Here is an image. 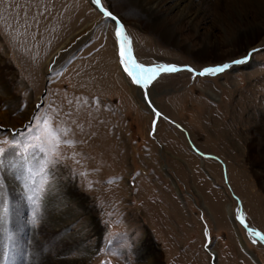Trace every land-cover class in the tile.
<instances>
[{
  "label": "rangeland",
  "instance_id": "374dc122",
  "mask_svg": "<svg viewBox=\"0 0 264 264\" xmlns=\"http://www.w3.org/2000/svg\"><path fill=\"white\" fill-rule=\"evenodd\" d=\"M61 1L70 5L59 14L51 0H0V148L18 156L29 184L25 196L8 186L0 196V264H145V252L156 264H264L263 242L237 218L264 235V0H195L197 18L180 21L173 40L133 1L109 0L145 66L200 71L260 49L219 76L164 75L152 98L168 119L155 135L107 50L112 23L76 34L98 11Z\"/></svg>",
  "mask_w": 264,
  "mask_h": 264
},
{
  "label": "snow or ice",
  "instance_id": "6c2138e0",
  "mask_svg": "<svg viewBox=\"0 0 264 264\" xmlns=\"http://www.w3.org/2000/svg\"><path fill=\"white\" fill-rule=\"evenodd\" d=\"M91 5L95 7L99 14L107 18L109 22L113 24L114 27V39L113 48L114 55L118 60V66L122 67L123 73L126 74L127 78H130L131 86H134V90L140 94L141 102L144 104L145 108L151 113L153 119L151 121V131L150 135H155L157 130V125L159 120H167V116L163 113L158 106L155 104L152 98V90L155 88L156 83L163 78L164 75L176 73L179 71H186L192 73L194 76L206 77V76H219L224 74L226 71L233 68L236 65H243L248 62L252 53L260 51V49L253 48L252 52L241 56L238 59H232L228 62L218 63L213 66L203 67L200 71L192 68L190 65H176L173 63H157L154 66H145L143 62H137L132 59V54L129 45V37L125 34V25L122 22V18L111 10V4L109 0H90ZM43 107V104L37 106L36 111ZM32 120L37 119L35 113L31 118ZM31 126V120L29 125ZM179 127V125H177ZM35 132V129H33ZM15 141V136L11 137ZM5 149L0 148V153H5ZM43 191V189L41 190ZM47 193H45V197ZM29 201L33 198L32 196L26 197ZM239 219V218H238ZM36 217L33 216V223H36ZM241 223L243 221L241 220ZM248 231H253L248 228ZM259 237L260 242H264V235L260 233H255ZM208 233L205 232V236ZM255 242V241H254ZM145 264H156L155 259L150 253L145 252L143 255ZM27 264V261H26Z\"/></svg>",
  "mask_w": 264,
  "mask_h": 264
},
{
  "label": "bare ground",
  "instance_id": "6f19581e",
  "mask_svg": "<svg viewBox=\"0 0 264 264\" xmlns=\"http://www.w3.org/2000/svg\"><path fill=\"white\" fill-rule=\"evenodd\" d=\"M90 1V0H89ZM127 1H133L134 4H136L137 9L143 14V16H145V18L148 20L149 24L151 27H156L159 28L160 30H162L163 33L166 34L167 39H175L176 38V32H175V26H177V24L180 21H186L187 24H191L196 18H197V14H198V10L193 8V5L196 3L195 0H186L187 1V5H185L184 8H182L181 3H183V0H127ZM93 6V5H92ZM186 6L188 8H186ZM94 7V6H93ZM178 11L180 13L177 22H175V24H167L166 23V19L168 18L169 14L173 13V11ZM95 19L88 23L87 25H85L83 27L82 30H80L79 32H77L76 34L80 33L82 31L81 34H83L84 32H87L89 29L92 28V26H97L104 23H108L111 24V22H109V20L105 17H103L101 14H97L96 17H94ZM122 18V17H121ZM122 22L123 24H125V20L122 18ZM112 25V31H114V27L113 24ZM87 30V31H86ZM91 31V30H90ZM89 32H87L88 34ZM80 36H74L72 37V39L68 40L66 43H64L62 46H60L57 51H55L53 53L52 56L57 55L58 52L60 51H65L67 53L68 49H73L75 47L74 42H76L77 40L80 41L81 38H79ZM114 39V37H113ZM251 42V41H250ZM249 42V43H250ZM245 46V45H244ZM71 47V48H70ZM252 47V46H251ZM208 46L205 44L203 46V51L208 50ZM250 47H246V49H248ZM245 49V51H246ZM248 51V50H247ZM64 53V55L66 54ZM63 54V53H62ZM61 54V57L63 56ZM60 56V55H59ZM50 59L48 60V65L49 66V62L51 61L52 57H49ZM61 59V58H60ZM248 64H251L250 62ZM117 68H121V70L123 71L122 67L117 66ZM121 73V72H120ZM135 92V91H134ZM138 97L140 98V94L137 92ZM137 96V95H136ZM141 100V99H140ZM156 104V103H155ZM1 116V113H0ZM260 131V130H259ZM262 132V131H261ZM260 132V133H261ZM264 133V132H263ZM262 135V134H261ZM260 137V136H259ZM255 142V141H254ZM262 142L264 143V137H262ZM264 153V152H263ZM226 157V156H225ZM226 160V159H225ZM264 161V160H263ZM17 163V164H16ZM19 163V164H18ZM22 163V161L18 158V156L13 155V153L11 154V152H7L3 155L2 157V172L4 175V179L6 180V185H0V196H2V193H4V189L5 187H9L11 195L13 198H15L16 194L18 197V195L22 196V195H27L28 194V187L27 185H29L27 183L26 180V176L23 173L24 171L18 172L16 167H20V164ZM227 163V162H226ZM263 163V162H262ZM228 165V164H227ZM231 166V165H230ZM23 168V166H21V169ZM230 170V168H229ZM230 172V171H229ZM231 179V178H230ZM230 181V180H229ZM233 181V180H232ZM234 183V181L232 182ZM7 187V188H8ZM235 187V186H234ZM51 190V189H50ZM50 192V191H49ZM52 193H48L47 195V199L51 200V197L54 198V195ZM69 198V196L67 197ZM71 202V201H70ZM49 205L50 202H49ZM53 206V205H52ZM1 207V206H0ZM48 209V208H47ZM20 207L16 208V210H14V216H13V225L15 224L16 228L19 227L18 225V221H17V217L16 215L18 213H20ZM49 210V209H48ZM65 210L71 212L73 211L72 209L69 208V206L65 207ZM53 211V210H52ZM51 212V211H50ZM0 217H1V210H0ZM71 218V216H70ZM64 220V219H63ZM50 221V220H49ZM66 224V223H65ZM64 224L61 225V227H63ZM62 229V228H61ZM66 238L64 239L65 242H67L68 244H71L73 241L76 240L77 236H75L74 234L68 233L65 236ZM238 241L240 242V244L243 246V241H241V238L238 239ZM67 245V244H66ZM84 250H86V253L84 254V256H87V253L89 252L88 248H85ZM91 252V251H90ZM92 254V253H91ZM78 260V259H77ZM81 262V261H80ZM68 264H72L70 261L68 262ZM78 264V263H77Z\"/></svg>",
  "mask_w": 264,
  "mask_h": 264
},
{
  "label": "crops",
  "instance_id": "0c3cea01",
  "mask_svg": "<svg viewBox=\"0 0 264 264\" xmlns=\"http://www.w3.org/2000/svg\"><path fill=\"white\" fill-rule=\"evenodd\" d=\"M65 3H66V2L61 1V0H58V1H57V0H54V2L52 3V0H51V5H52L51 7H54L55 10L59 9L58 12H59V14H60L61 11H62V10H60V8H62V7L65 6V5H70V4H69V1H68V3H66V4H65ZM58 12H57V13H58ZM55 13H56V11H55ZM92 32H93V30L91 31V33H92ZM91 33H90V34H91ZM90 34H89L88 36H90ZM88 36H87V37H88ZM87 37H86V38H87ZM86 38H84V40H82L80 43L84 42ZM80 43H78V44H80ZM107 50H109L111 53L114 52V48H112V46H111V44H110L109 42H108V48H107ZM115 62L117 63V59H116V57H115ZM117 64H118V63H117ZM117 64H116V65H117ZM117 66H118V65H117ZM113 68H114V67H113ZM108 70H109V69H108ZM109 71H110V70H109ZM111 71H113V73H112V77H113V80H115V79H116L115 74H116L117 68L115 67L114 69H111ZM108 82L110 83L109 80H108ZM112 82H113V81H112ZM111 84H112V83H111ZM116 86H117V85H116Z\"/></svg>",
  "mask_w": 264,
  "mask_h": 264
},
{
  "label": "water",
  "instance_id": "95a60500",
  "mask_svg": "<svg viewBox=\"0 0 264 264\" xmlns=\"http://www.w3.org/2000/svg\"><path fill=\"white\" fill-rule=\"evenodd\" d=\"M56 56V55H55ZM55 56H53V60H52V62L49 64V68H51L52 67V65H53V63H54V60H55ZM169 121H171L172 123H174L172 120H169ZM175 125H176V127H177V124L176 123H174ZM179 129H181V130H183L184 131V129L183 128H180V126L178 127ZM233 197L236 199V200H238L239 201V199L236 197V196H234L233 195ZM237 201V203H240V202H238ZM240 214V211L238 212V214H237V218H239L238 220H239V222H240V224L243 226V228H245L246 230L248 229V226L244 223V221L242 220V217H241V215H239ZM241 220L243 221V223H241ZM250 229H252L253 231H248L251 235H253V236H256V234L255 233H260L259 231H257L256 229H253V228H251V227H249ZM260 234H262V233H260ZM263 235V234H262ZM256 237H258V236H256ZM263 244H264V242H263ZM214 252H211V254H213Z\"/></svg>",
  "mask_w": 264,
  "mask_h": 264
}]
</instances>
